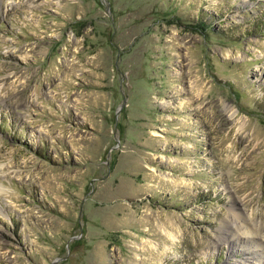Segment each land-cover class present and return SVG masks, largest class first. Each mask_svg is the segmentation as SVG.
I'll list each match as a JSON object with an SVG mask.
<instances>
[{
	"label": "rangeland",
	"instance_id": "374dc122",
	"mask_svg": "<svg viewBox=\"0 0 264 264\" xmlns=\"http://www.w3.org/2000/svg\"><path fill=\"white\" fill-rule=\"evenodd\" d=\"M261 242L264 0H0V264Z\"/></svg>",
	"mask_w": 264,
	"mask_h": 264
},
{
	"label": "bare ground",
	"instance_id": "6f19581e",
	"mask_svg": "<svg viewBox=\"0 0 264 264\" xmlns=\"http://www.w3.org/2000/svg\"><path fill=\"white\" fill-rule=\"evenodd\" d=\"M229 110H232V109H229ZM234 111H231V115L230 116H234ZM235 217V216H234ZM238 217V216H237ZM236 218V217H235ZM239 219V218H238ZM236 221H237V219H236ZM236 225H237V228H238V230H241L242 228H241V225L240 224H238V222L236 223ZM260 225H258V222H254L252 225H251V229H249L247 232H244V233H248V234H258V232H257V227H259ZM220 238V240L222 239V236L221 237H219ZM252 241H255V239H251ZM257 245V244H256ZM260 247V249L259 250H257V252H251V251H245V255H253V254H259V256L257 255V259H256V261H254V262H252L251 264H263V262H262V259L264 258L263 256H262V254H264V243L263 242H261L260 244H258L257 245V247ZM261 249H262V251H261Z\"/></svg>",
	"mask_w": 264,
	"mask_h": 264
}]
</instances>
